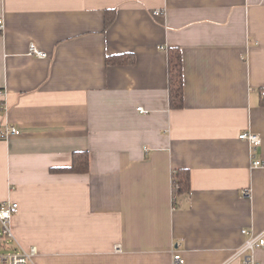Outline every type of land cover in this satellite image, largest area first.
Wrapping results in <instances>:
<instances>
[{
	"label": "crops",
	"instance_id": "obj_1",
	"mask_svg": "<svg viewBox=\"0 0 264 264\" xmlns=\"http://www.w3.org/2000/svg\"><path fill=\"white\" fill-rule=\"evenodd\" d=\"M0 20V202L18 205L0 254L244 264L241 231L264 230V0H0ZM119 54L133 61L107 62ZM82 151L87 172L54 171ZM179 168L190 191L177 198ZM254 257L264 264V248Z\"/></svg>",
	"mask_w": 264,
	"mask_h": 264
},
{
	"label": "built area",
	"instance_id": "obj_2",
	"mask_svg": "<svg viewBox=\"0 0 264 264\" xmlns=\"http://www.w3.org/2000/svg\"><path fill=\"white\" fill-rule=\"evenodd\" d=\"M154 14H159L158 11H155ZM2 20H0V30H2ZM160 49H164L163 46L159 47ZM28 54H33L37 57L44 58L47 56L46 52L39 50L33 43L29 44ZM262 95L264 96V91H262ZM139 112L146 113V110L139 106L137 108ZM12 134H18V131L13 127L10 129ZM240 139H244L249 141L251 144H258L260 142V138L257 134L252 132H243L239 135ZM252 165L254 167L263 165L259 160L252 161ZM172 188H176L173 186ZM174 197V196H173ZM17 203L12 201H4L0 202V227H1V236H3L6 241L10 239H14V234L10 228V219L17 211ZM241 233L245 236V239L238 251L240 255L243 257L244 264H258L257 260L254 257V251L258 248H264V230L261 233L254 234L249 230L243 229ZM37 252L36 247L32 246L28 249H23L21 251H15L8 253L6 255L0 254V264L6 263L9 264H26L31 260V257ZM184 258L180 255V253L176 250L172 251V262L171 264H184Z\"/></svg>",
	"mask_w": 264,
	"mask_h": 264
},
{
	"label": "trees",
	"instance_id": "obj_3",
	"mask_svg": "<svg viewBox=\"0 0 264 264\" xmlns=\"http://www.w3.org/2000/svg\"><path fill=\"white\" fill-rule=\"evenodd\" d=\"M109 20L106 22L108 23ZM133 61L131 54H119L108 56V63H129ZM168 92L169 103L174 108H180L183 105L182 91V60L181 53L178 48H170L168 52ZM88 154L87 152H74L72 163L69 167L56 168L58 172L84 173L88 171ZM172 184L176 188H172L174 195L180 197L187 195L190 191V174L188 169L179 168L172 171ZM175 203V202H174Z\"/></svg>",
	"mask_w": 264,
	"mask_h": 264
},
{
	"label": "rangeland",
	"instance_id": "obj_4",
	"mask_svg": "<svg viewBox=\"0 0 264 264\" xmlns=\"http://www.w3.org/2000/svg\"><path fill=\"white\" fill-rule=\"evenodd\" d=\"M172 180V179H171ZM172 183V182H171ZM0 232H1V227H0ZM0 236H1V234H0ZM3 237V236H2ZM0 242H1V238H0Z\"/></svg>",
	"mask_w": 264,
	"mask_h": 264
}]
</instances>
